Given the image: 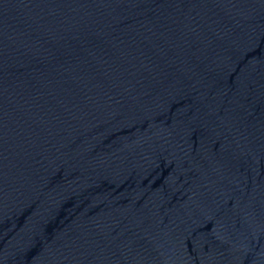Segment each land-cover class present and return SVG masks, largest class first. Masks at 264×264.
<instances>
[{
    "label": "water",
    "instance_id": "95a60500",
    "mask_svg": "<svg viewBox=\"0 0 264 264\" xmlns=\"http://www.w3.org/2000/svg\"><path fill=\"white\" fill-rule=\"evenodd\" d=\"M0 264H264V0H0Z\"/></svg>",
    "mask_w": 264,
    "mask_h": 264
}]
</instances>
